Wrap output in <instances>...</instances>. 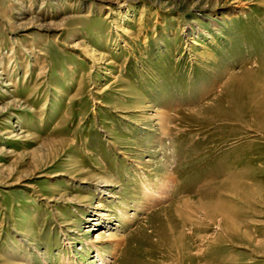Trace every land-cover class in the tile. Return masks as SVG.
<instances>
[{
    "label": "rangeland",
    "instance_id": "obj_1",
    "mask_svg": "<svg viewBox=\"0 0 264 264\" xmlns=\"http://www.w3.org/2000/svg\"><path fill=\"white\" fill-rule=\"evenodd\" d=\"M95 249L264 264V0H0V264Z\"/></svg>",
    "mask_w": 264,
    "mask_h": 264
},
{
    "label": "bare ground",
    "instance_id": "obj_2",
    "mask_svg": "<svg viewBox=\"0 0 264 264\" xmlns=\"http://www.w3.org/2000/svg\"><path fill=\"white\" fill-rule=\"evenodd\" d=\"M154 116V115H153ZM155 119H157V121H158V125H159V127L161 128V130H162V126H164L165 125V120H166V118H165V116H164V113H158V112H156V115H155ZM164 188V187H163ZM102 227L104 228V229H107V228H110V225H102ZM105 239V244L106 243H112L113 241H114V245H113V247L115 246H117V244H118V242L117 241H119V239L121 240V241H123V237H120V238H116L114 235H111V234H107V235H105V237H104ZM93 243H100V240L97 238L95 241H93ZM95 245V244H94ZM110 245V244H109ZM112 246V245H111ZM96 248H97V246H95ZM110 247V246H109ZM118 247V246H117ZM116 247V248H117ZM115 249V248H114ZM95 251L97 252H95L96 253V255H97V258H98V264H106L107 262L106 261H104L103 259H102V257H100V256H98V251L95 249ZM110 256V255H109Z\"/></svg>",
    "mask_w": 264,
    "mask_h": 264
}]
</instances>
